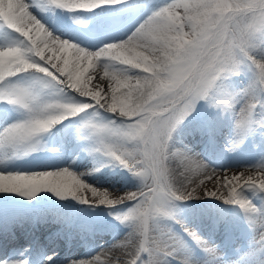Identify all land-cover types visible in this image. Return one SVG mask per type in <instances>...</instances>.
Wrapping results in <instances>:
<instances>
[{"label":"snow or ice","instance_id":"1","mask_svg":"<svg viewBox=\"0 0 264 264\" xmlns=\"http://www.w3.org/2000/svg\"><path fill=\"white\" fill-rule=\"evenodd\" d=\"M44 3L79 13L127 5L128 0ZM147 4L135 0L132 7ZM32 6V0H0V104L22 113L0 128V164L36 152L44 134L78 120L91 142L88 151L127 169L139 185L135 191L117 192L87 183L82 177L91 173L70 167L4 168L0 194L33 201L50 193L91 208L125 205L115 213L127 229L123 238L91 259L69 264H110L112 250L123 251L125 259L118 258L117 264H223L216 248L177 215L178 202L206 198L238 208L264 250V209L246 195L264 193V158L243 171H218L187 145L177 147L174 139L200 101L233 114L228 151L264 128V0H168L124 39L92 50L54 34ZM245 69L250 78L238 92L221 85ZM94 79L101 83L93 84ZM101 111L111 119H98ZM208 134L211 138L210 129ZM205 180L214 181L215 190ZM254 255L255 250L234 264H253ZM52 262L53 256L43 257L42 264ZM0 264L29 260L0 259Z\"/></svg>","mask_w":264,"mask_h":264},{"label":"bare ground","instance_id":"2","mask_svg":"<svg viewBox=\"0 0 264 264\" xmlns=\"http://www.w3.org/2000/svg\"><path fill=\"white\" fill-rule=\"evenodd\" d=\"M37 1L38 0H32L33 6L31 10L33 14L54 34L81 44L90 50L101 46L105 39L114 41L117 38H121L123 35L124 39L130 34L128 33L130 30L119 26L100 27L96 31L90 30L87 33L81 32L80 29L70 27L73 21L71 12L66 11L61 15L55 14L50 11L49 7L47 8L46 4L37 3ZM125 6L126 5H120L116 7L121 8ZM144 11V9H137L134 13L137 17H140L144 14ZM79 21H82V18H80ZM68 22H70V24H68ZM59 23L62 24V27L58 32L54 31L53 27ZM2 43H4V34L0 33V44ZM238 78L242 83L246 84L250 78L247 69H245L241 75L231 77V80L228 78V81L232 83L237 81ZM93 83H101V81L94 79ZM21 115L22 113L12 106L0 104V128L20 118ZM105 117H110V115ZM230 117L231 118H226V116L216 114L214 118H212L209 127L213 129L218 128L222 125L221 122H224L221 127L228 131L227 124L230 123L227 122H233V116ZM206 131H209L208 127L188 118L178 126L174 134V139L178 141L176 146L182 147L187 145L193 153L199 156H205L203 152H206L208 157L207 163L218 171L229 167H240L241 169L239 170L243 171V167L250 166L262 159V156L257 151H245L246 153L242 156L227 158L226 156L230 153L227 148L231 140L229 141V139H227L228 137L226 139L221 138V135L215 133L216 142H218L219 138L222 139L224 145L223 149L221 146L219 147V144H214L209 138L205 139L207 135ZM74 132L75 129L72 127L71 130H69L66 124L57 125L47 133L49 140L53 142L52 145L47 146L40 141L36 152L19 159L12 157L3 164H0V169L7 168L11 171H41L53 167H70L71 170L77 173H91L90 175H84L82 178L87 183L98 188H108L110 191L117 192L135 191L137 189L139 181L132 176L127 169L119 167L115 162L108 159L95 161L90 157L91 155L89 153V156L87 153L85 154ZM233 133L234 130L231 131V134L229 132L228 136H233ZM201 142L204 143L202 144ZM200 158L202 159L203 157L200 156ZM205 183L208 188L215 185L214 181L205 180ZM44 194L50 193H41L40 195ZM246 195L252 199L253 203L259 208L264 209L263 193L248 191ZM3 196H8V194H0V200ZM67 201H70V203H64V201H62L56 204H43L39 208L38 206L33 208L31 207L33 205L24 204L19 199L11 204L4 205L3 203L5 202L0 201V240L2 243L0 257L4 255V257L2 256L4 259L22 258L24 246L31 238L37 237V243L45 242L47 245L41 247L37 253V257L33 259L30 264H36L37 260H40L42 264L43 257L46 256H53L52 264H69V261L73 259H91V255L107 248L115 240L123 238L126 234L127 229L115 219V213L123 211L125 205L117 206L115 209L106 207L105 209H99L108 214L112 213L110 214L111 218L106 223H101L100 226L92 230L86 223L79 220L74 221V214L79 211L88 213L93 211L94 208H87L86 205L78 204L73 200ZM194 201L195 203L192 205L185 204L183 206V214L178 216L184 220V223L187 224L188 227L195 229L201 236L208 240L211 245L217 241L219 245L216 249L217 251L227 247L226 240H224V238L221 239L219 236V233H222L226 226L232 228L234 233H236L237 226H248V222L244 218L243 213L234 206L225 205L223 203H219L218 205L213 201L211 205H204V199ZM29 210L37 212L38 218L34 217V221H31V217H24ZM216 213L218 216H216ZM225 214H230L235 218L234 221L230 222L232 224L224 217ZM238 216L239 221L237 220ZM51 221L59 222L51 228L57 229V227L59 228V226H62V230L70 231L69 236L61 237L59 235H54L56 231H45L46 224ZM175 230L183 235L181 230L177 228V225L175 226ZM81 234H83L82 237ZM184 239L187 240L188 238L184 236ZM243 240H245V238H243ZM188 243L190 244V241H188ZM65 247L66 249L58 256H54L55 252L53 250H62ZM196 251L198 252V250ZM67 255H69V257L63 261L62 259ZM108 256L110 257V264H117L118 258L121 262L125 259L122 250H112L108 253ZM101 259L103 260L104 257L102 256ZM225 259L232 260L231 258Z\"/></svg>","mask_w":264,"mask_h":264},{"label":"rangeland","instance_id":"3","mask_svg":"<svg viewBox=\"0 0 264 264\" xmlns=\"http://www.w3.org/2000/svg\"><path fill=\"white\" fill-rule=\"evenodd\" d=\"M167 2H168V0H157V1L148 0V4L146 6H144V7H142V8L139 9V10L144 9L145 10L144 11V14L141 15L140 17H136V19H134L133 21L130 22L129 21V19H130L129 14H131V16L133 17L134 14H135L134 12L137 9H134L132 7V5L135 3V0L128 1V4L127 5H128L129 8L127 7L128 10H126V12L124 11L125 14L120 19L121 22H125L123 27H125L127 30H130L128 32V33H130L131 30L136 26V24L139 23L140 20L143 19L144 16L150 14L151 11L156 10L157 8L163 6ZM37 3H44V0H38ZM49 9H50L51 12H54L55 14H60V15L63 12H65L64 10L53 9V8H50V7H49ZM111 10L116 11V8L115 7H111ZM90 23H92V21H90ZM73 24H74L75 27L76 26H79L81 28H84V27L88 26L89 23L75 21V22H73ZM53 30L58 32V30H59V24L58 25H55L53 27ZM123 36L121 38H117L114 41L122 40L123 39ZM106 42H108V40H105V43ZM230 80H231V77H230ZM103 83L104 84H108L110 82L104 81ZM220 83H221V85L223 87H225L226 89H228L229 91L234 92V93L235 92H238L240 89H242L247 84V83L246 84L242 83L239 78H238L237 81L232 82V83H230L228 81V79L223 80ZM93 84H97V83H93ZM216 114H219L221 116H226V118H228L230 116H233V114L231 112H225V111H221L219 109L211 108L210 106H208V104L205 101H200L199 104H198V106H197V110L189 118L190 119H193L194 121L200 122L201 124L202 123L203 124L206 123L207 125H209L208 124L209 123L208 120H212V118H214V115H216ZM107 115H110V114L104 113L103 111H101L100 116L98 117V119H103V120L111 119V117H107L106 118L105 116H107ZM222 123H224V122H222ZM70 124L78 132V140L80 141L81 149H87L88 150L91 147V142L86 138L87 134L80 129V127H79V121L78 120H72V121H70ZM247 141H248V144L251 145L253 148H256V147L257 148L258 147H261L262 148V146L264 145V128H257L256 132L254 134L248 136L247 139H245V141L243 142V144H246ZM87 150H83L84 153L85 154L87 153L88 156L90 154L91 155L90 157L93 160L96 159L95 161H102L104 159L110 160L108 157H105V156H103L100 153L90 152V151H87ZM259 150H260V148H259ZM238 154H239V147L235 151H230V155H238ZM260 155L262 156V158H264V149H262V151L260 152ZM203 159L206 162H208L207 159H206V157H203ZM119 167H121V166H119ZM215 187L216 186L214 185L213 187H209V189H212L213 190ZM17 197H19V196H17ZM191 201H194V200H190L189 203H191ZM204 201H205L204 202V205H211L212 204V201L215 202V203H217V204L218 203H221L218 200H214V199H210V198H206V199H204ZM88 207H90V206H88ZM99 208H103V207L101 206ZM99 208H97V209H99ZM176 210H177V215H179V214H181L183 212L182 206L180 204H178V203L176 205ZM96 216H97L96 214H91L89 216H84L86 218L83 217L82 219L83 220L86 219V221L88 223H91L92 225L95 224V223H97L99 220H101V221L104 222L107 219L106 217L105 218L103 217V219H102V218H99V217H96ZM241 229L242 228H240L238 226V228L236 230L237 233L238 232H241ZM254 238H255V235H253L252 237H250V240H252ZM190 244H191V241H190ZM253 250H255V255L252 258L253 259V264H264V250H261L259 248V246L255 243V241L251 243V246L249 248L237 252V254L234 257V261H237L241 257L247 256L250 252H253ZM197 258H201V257L198 255Z\"/></svg>","mask_w":264,"mask_h":264}]
</instances>
